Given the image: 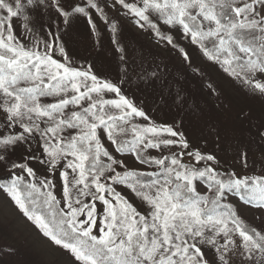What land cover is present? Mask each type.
<instances>
[{
    "label": "snow or ice",
    "instance_id": "snow-or-ice-1",
    "mask_svg": "<svg viewBox=\"0 0 264 264\" xmlns=\"http://www.w3.org/2000/svg\"><path fill=\"white\" fill-rule=\"evenodd\" d=\"M121 19L185 62L181 42L198 49L264 100V0H0V194L66 264H264V169L221 170L182 122L159 121L124 80L68 55L61 33L86 21L93 36L103 25L125 61ZM255 127L264 143V120ZM239 159L247 168V151ZM253 209L259 226L243 218Z\"/></svg>",
    "mask_w": 264,
    "mask_h": 264
},
{
    "label": "rangeland",
    "instance_id": "rangeland-1",
    "mask_svg": "<svg viewBox=\"0 0 264 264\" xmlns=\"http://www.w3.org/2000/svg\"><path fill=\"white\" fill-rule=\"evenodd\" d=\"M119 24L116 39L126 56L123 62L115 51L111 34L102 24L98 23V36L91 34L86 21H75L67 28L66 35L61 33L75 66L91 65L101 77L116 83L124 80L122 88L130 99L141 107L147 106L150 114L161 122H182L181 130L194 150L215 153L221 170L260 174L264 169V143L256 137L255 126L264 120V100L228 78L219 65L206 61L198 49L181 42L192 57L191 63L185 62L176 51L129 21L121 19ZM152 72L156 73L155 77L150 75ZM241 113H250L251 119L238 118ZM243 151L248 153L247 168L239 159ZM43 175V170L37 169L38 178ZM6 179L0 172V180ZM116 190L143 213L141 202L130 190L123 186H116ZM54 191L59 198V182ZM259 215L253 209L245 211L243 218L248 224L259 226ZM67 259L40 236L6 195L0 194V264H66Z\"/></svg>",
    "mask_w": 264,
    "mask_h": 264
},
{
    "label": "trees",
    "instance_id": "trees-1",
    "mask_svg": "<svg viewBox=\"0 0 264 264\" xmlns=\"http://www.w3.org/2000/svg\"><path fill=\"white\" fill-rule=\"evenodd\" d=\"M145 179H147V178H145Z\"/></svg>",
    "mask_w": 264,
    "mask_h": 264
}]
</instances>
